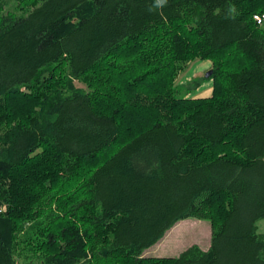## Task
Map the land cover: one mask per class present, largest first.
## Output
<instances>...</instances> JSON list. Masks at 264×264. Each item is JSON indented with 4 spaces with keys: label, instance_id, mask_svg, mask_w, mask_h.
<instances>
[{
    "label": "trees",
    "instance_id": "1",
    "mask_svg": "<svg viewBox=\"0 0 264 264\" xmlns=\"http://www.w3.org/2000/svg\"><path fill=\"white\" fill-rule=\"evenodd\" d=\"M154 2L0 0V264H264V0ZM188 217L207 250L142 256Z\"/></svg>",
    "mask_w": 264,
    "mask_h": 264
},
{
    "label": "rangeland",
    "instance_id": "2",
    "mask_svg": "<svg viewBox=\"0 0 264 264\" xmlns=\"http://www.w3.org/2000/svg\"><path fill=\"white\" fill-rule=\"evenodd\" d=\"M210 69L212 70V63L208 59L188 61L185 68L178 72L175 78L178 94L187 97L206 96L210 92L212 85L211 79L205 76ZM75 84L76 86H84L83 83L78 81H75ZM256 231L264 233V219L256 222ZM211 233L212 226L210 220L199 217H188L175 223L161 239L145 249L142 256L159 258L177 257L192 246H196L204 251L210 245ZM16 259L18 264H41L39 259L28 253V249L26 248Z\"/></svg>",
    "mask_w": 264,
    "mask_h": 264
},
{
    "label": "built area",
    "instance_id": "3",
    "mask_svg": "<svg viewBox=\"0 0 264 264\" xmlns=\"http://www.w3.org/2000/svg\"><path fill=\"white\" fill-rule=\"evenodd\" d=\"M253 17H254V19L256 20V22L258 24L264 23V13H262V14H255Z\"/></svg>",
    "mask_w": 264,
    "mask_h": 264
},
{
    "label": "clouds",
    "instance_id": "4",
    "mask_svg": "<svg viewBox=\"0 0 264 264\" xmlns=\"http://www.w3.org/2000/svg\"><path fill=\"white\" fill-rule=\"evenodd\" d=\"M166 3V0H155L154 2V7L155 8H160L161 6H163ZM152 8H149V11H151Z\"/></svg>",
    "mask_w": 264,
    "mask_h": 264
},
{
    "label": "water",
    "instance_id": "5",
    "mask_svg": "<svg viewBox=\"0 0 264 264\" xmlns=\"http://www.w3.org/2000/svg\"><path fill=\"white\" fill-rule=\"evenodd\" d=\"M211 73H212V70L210 69V70L205 74V76L208 77Z\"/></svg>",
    "mask_w": 264,
    "mask_h": 264
},
{
    "label": "crops",
    "instance_id": "6",
    "mask_svg": "<svg viewBox=\"0 0 264 264\" xmlns=\"http://www.w3.org/2000/svg\"><path fill=\"white\" fill-rule=\"evenodd\" d=\"M210 93H211V88H210V92H209L207 95H210ZM207 95H206V96H207Z\"/></svg>",
    "mask_w": 264,
    "mask_h": 264
}]
</instances>
